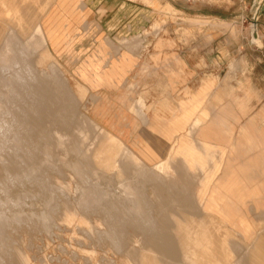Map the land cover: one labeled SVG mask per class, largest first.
<instances>
[{"label": "rangeland", "instance_id": "374dc122", "mask_svg": "<svg viewBox=\"0 0 264 264\" xmlns=\"http://www.w3.org/2000/svg\"><path fill=\"white\" fill-rule=\"evenodd\" d=\"M131 4L128 19L143 4L147 21L115 28L81 23V0H0V264H264V199L261 205L248 200L243 210L249 212L250 238L214 216L205 218L209 232L199 230L203 225L193 212L202 209L214 172L200 155L190 153L186 165L175 148L167 157L175 167L155 170L159 190L138 183L142 199L133 188L142 179L118 174L121 161L133 157L123 146L109 172L88 163L103 158L92 151L104 133L99 126L113 131L127 114L135 145L121 139L139 158L128 163L133 171L153 170L161 157L147 161L142 151L160 133L150 114L174 104L143 95L154 87L145 83H253L264 89V0ZM95 31L109 35L104 55L98 57L89 42L93 48L76 56L71 38ZM123 37L135 38L125 45ZM123 57L132 63L111 82L118 85L107 87L110 75L119 76L114 61ZM109 88L119 95L109 96ZM182 176L195 201L188 202ZM111 205L158 214L153 221L161 231L146 245L121 223L113 224V233Z\"/></svg>", "mask_w": 264, "mask_h": 264}, {"label": "crops", "instance_id": "0c3cea01", "mask_svg": "<svg viewBox=\"0 0 264 264\" xmlns=\"http://www.w3.org/2000/svg\"><path fill=\"white\" fill-rule=\"evenodd\" d=\"M81 1H83L81 19L83 24L87 22H94L100 26L112 24L117 26L115 28H118L122 24L129 25L147 21L146 6L143 4L137 7L139 10L135 9L133 11L134 18L128 19L127 14L129 16L131 14V0ZM172 9L175 10V8ZM190 19L198 20L199 18ZM199 21L203 22V18ZM107 35L104 31H95L94 34L80 32V34L71 38L72 42L74 40V43H76L73 53L76 56H84L86 52L88 53L93 48L92 46L88 48L89 42H92L94 45L93 50L98 51V54L94 52L93 54L101 57L104 55L105 45L108 44L109 35ZM133 38L123 37L120 41H122V44L130 45L134 41ZM72 44H70L71 47ZM71 47L70 51L73 50ZM5 49L9 48L6 46ZM62 53L64 51H60V54ZM65 55H68V53ZM130 63H132V60L127 57H123L120 61H114L113 70H117L119 76H116V74L110 75L108 77L109 83H105L107 87L118 85L111 82L119 79L122 71L125 74L126 68L124 65ZM96 84L92 83V86L101 87L100 85H103V83ZM145 84H151L154 87L144 88V91H141L143 95L160 98L159 100L162 103L171 102L174 104L173 106H167L169 111L160 109V113L155 112V110L158 111L156 107L154 113L150 114V117L156 120L158 124L156 126L160 128V133L159 136L154 137V141L150 139L148 145L142 147V151L145 153L144 157L147 161H153L156 156H160V160L152 163L151 168L153 170L137 167L133 171L128 162L138 164L139 158L125 147L121 138L123 137L126 142L135 145V133L132 131L134 123L131 117L124 114L122 126L116 127L113 123V131L105 130L95 122L104 133L96 136L99 146L92 148V151L100 152L103 158L96 161L97 165H94V161H89V166L103 167L106 168V172H109L115 166L123 146L133 157L130 158L129 155L127 161H121L122 163L118 166V174L124 175L134 172L142 179L137 183L135 182L136 184L133 187L136 190L137 198L142 199L143 193L138 185L141 182H150L154 186L153 189L159 190V185L156 182L159 180L156 171L162 172L169 167H175L171 160L169 166L167 160L169 159L167 158L168 154L175 148L185 156L183 162L186 165L189 163L190 153L193 156L199 157L200 155L203 161L208 162L206 166L210 168L209 170H214V172L208 180L210 185L206 186L208 195L202 202V209L194 208L193 215L199 218V225H203L199 227V230L209 232L210 228L204 227L205 218L209 219L210 216H214L231 231L239 232L244 237L250 238V221L246 217L249 212L243 210H245L248 200H253L261 205L263 204L262 199H264V89L255 86L253 83ZM114 89L109 88L107 94H112L113 97L119 95V93L116 94ZM111 90H113L112 93ZM159 100H155L154 103ZM136 103L142 106L144 104L143 98H137ZM107 126L111 128L112 123L108 122ZM152 143L157 145L156 148L150 146ZM180 162L177 167L184 166ZM202 166L205 167L204 162ZM183 177L180 182L182 186L186 185L183 188L189 193L187 195L188 202L195 201L196 199L191 196L192 190L189 181H186ZM178 193H180V198L184 197V193L181 194L180 189ZM162 197L164 198V196ZM189 206H191L190 203ZM150 207L152 206H149V204L145 205L147 209ZM110 210L115 211L111 223L113 233L115 230L113 224L121 223L122 226L134 231L135 239L140 244L144 242V245H146L145 242L150 239L152 233L161 231L160 228L155 226L156 222L153 221V217L158 214L120 212L116 211L117 206L114 205L110 206L109 213H111ZM67 212L70 213V211ZM143 214L146 217L140 216ZM115 239L118 240V236ZM261 254H264V252L261 251Z\"/></svg>", "mask_w": 264, "mask_h": 264}, {"label": "bare ground", "instance_id": "6f19581e", "mask_svg": "<svg viewBox=\"0 0 264 264\" xmlns=\"http://www.w3.org/2000/svg\"><path fill=\"white\" fill-rule=\"evenodd\" d=\"M255 24H253V26H254Z\"/></svg>", "mask_w": 264, "mask_h": 264}]
</instances>
